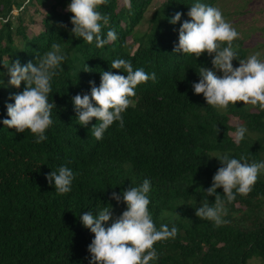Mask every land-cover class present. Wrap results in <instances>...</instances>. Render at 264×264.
<instances>
[{
	"label": "trees",
	"instance_id": "trees-1",
	"mask_svg": "<svg viewBox=\"0 0 264 264\" xmlns=\"http://www.w3.org/2000/svg\"><path fill=\"white\" fill-rule=\"evenodd\" d=\"M153 1L131 0V13L118 0L99 5L109 18L102 39L108 29L117 39L97 48L95 40L86 43L71 35L69 0H0V61L26 63L53 42L67 53L51 83L49 100L55 107L47 139L37 144L29 130L17 133L0 124V264H88L86 246L93 234L80 224L79 214L105 203L124 208L109 194L145 178L151 182L148 209L155 227L177 228L175 238L154 243L157 264H248L255 257L264 264V174L246 196L237 194L226 204L227 224L215 227L194 214L220 166L212 156L227 152L237 159L264 160V110L238 101L220 112L202 94H193L198 64L211 67V57L172 53L180 22L169 23L177 11L181 20L190 19L185 14L193 0H164L147 23L148 31L141 33ZM216 1L201 0L212 6ZM41 14L42 28L32 34L29 26ZM233 45L236 67L246 52L243 40ZM117 58L155 73L156 79L135 87L122 114L124 127L114 122L97 141L90 129L96 119L79 125L71 97L88 92L90 80L98 86L100 71L124 74L110 68ZM85 64L90 71H83ZM23 87L22 82L20 88H0V119L7 118L5 101L11 103L9 96ZM232 116L247 129L238 144L231 136L236 130ZM60 165L71 168L74 179L69 193L57 195L45 175ZM216 191L223 197L222 188Z\"/></svg>",
	"mask_w": 264,
	"mask_h": 264
},
{
	"label": "clouds",
	"instance_id": "clouds-1",
	"mask_svg": "<svg viewBox=\"0 0 264 264\" xmlns=\"http://www.w3.org/2000/svg\"><path fill=\"white\" fill-rule=\"evenodd\" d=\"M105 2L69 0L66 11L72 14L69 22L73 37L86 43L95 40L97 48L117 39L113 29H108L105 37H101V29L108 24L109 18L98 10V6ZM123 5L131 13V0H123ZM181 15L177 11L169 18L172 25L180 22L172 53L193 55L195 59L202 53L211 57V67L198 64V71H195L198 80L191 84L193 94H202L206 104L218 110L238 101L264 110V59L260 58V53L254 52L246 59L238 60V66L234 67L232 61L237 60V51L233 41L239 33L224 19L219 8L193 0L185 14L190 19L181 20ZM66 59L67 53L62 45L53 42L49 50L26 63L21 64L19 59L7 63L0 61L6 69L0 72V88H20L21 83L24 84L21 91L9 96L11 103L5 101L7 118L0 119V124L14 128L17 133L29 130L37 144L46 140L45 132L53 123L51 112L55 107L49 100L51 83L63 70ZM110 68L123 69L124 74L100 71L98 86L90 80L88 92L71 97L79 125L86 126L96 119L90 129L91 136L97 141L114 122L124 127L122 114L132 103L130 98L135 96V87L156 79L155 73H146L142 68L133 69L131 63L122 58L112 60ZM83 71H90L86 64ZM5 76L8 77L7 84ZM246 132V127L238 125L234 142L238 144ZM212 157L220 166L211 178V185L203 190L204 196L194 214L219 227L228 223L226 204H231L237 194L246 196L258 175L264 174V160L249 161L244 156L237 159L227 152ZM45 179L57 195H62L71 191L74 173L71 168L60 165L47 173ZM150 188L151 182L145 178L137 186L112 191L109 199L117 205H125L119 215L114 213L111 203H105L95 212L88 210L79 214L80 224L93 234L86 246L88 264H157L159 254L154 243L175 238L177 228L175 225L169 228L167 224H161L159 229L155 227L148 209ZM217 188H222L223 197L217 193ZM210 196H214L211 203Z\"/></svg>",
	"mask_w": 264,
	"mask_h": 264
},
{
	"label": "rangeland",
	"instance_id": "rangeland-1",
	"mask_svg": "<svg viewBox=\"0 0 264 264\" xmlns=\"http://www.w3.org/2000/svg\"><path fill=\"white\" fill-rule=\"evenodd\" d=\"M118 1L120 6H123V0ZM163 1L164 0L153 1L145 15L144 23L139 27V32L144 33L148 31L147 23L151 19L154 10L159 7ZM214 6L221 10L224 19L239 33L238 38L244 42V50L246 52L245 59L254 52H259L260 58L264 59V0H217ZM15 13L14 11V14ZM43 17L44 14L35 16L36 23L33 26H29L32 34H36L41 30ZM129 42H132V40L130 39ZM219 111L224 112L225 109H220ZM254 111L255 108L252 112ZM240 123L241 121L238 118L233 116L230 118V125L232 127H237ZM234 134L235 132L231 133L233 138ZM238 207H240V205H238ZM123 210L124 208L121 207L113 208L116 215H119ZM108 223H111V220ZM248 264H262V261L255 257L250 260Z\"/></svg>",
	"mask_w": 264,
	"mask_h": 264
},
{
	"label": "built area",
	"instance_id": "built-area-1",
	"mask_svg": "<svg viewBox=\"0 0 264 264\" xmlns=\"http://www.w3.org/2000/svg\"><path fill=\"white\" fill-rule=\"evenodd\" d=\"M1 20V19H0Z\"/></svg>",
	"mask_w": 264,
	"mask_h": 264
}]
</instances>
